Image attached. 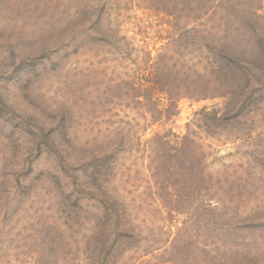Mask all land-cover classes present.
Here are the masks:
<instances>
[{
	"label": "rangeland",
	"instance_id": "obj_1",
	"mask_svg": "<svg viewBox=\"0 0 264 264\" xmlns=\"http://www.w3.org/2000/svg\"><path fill=\"white\" fill-rule=\"evenodd\" d=\"M173 4L0 0L2 264L5 253H34L37 264H90L88 223H109L122 207L142 222L139 235L151 230L159 243L168 234L196 240L186 254L172 250L174 258L186 257L177 264H264V77L241 92L243 113L225 120L218 136L195 139L205 171L199 191L180 190L162 164L149 169L147 140L166 134L177 145L195 113L227 103L181 99L165 119L153 114L154 107L148 111L152 105L137 97L142 93L132 92L136 79L147 75L146 55L154 59L175 40L174 25H192L190 19L175 22L168 13ZM203 4L204 10L214 5L217 13L226 7L247 17L255 35L264 36V0ZM220 21L202 28L213 30ZM255 42L242 49L260 54L264 43ZM160 103L164 110L165 98ZM174 161L166 157L167 166ZM208 205L217 214L212 233ZM161 253L152 254V264H170L171 254ZM139 256L127 251L121 259L132 264Z\"/></svg>",
	"mask_w": 264,
	"mask_h": 264
},
{
	"label": "trees",
	"instance_id": "obj_2",
	"mask_svg": "<svg viewBox=\"0 0 264 264\" xmlns=\"http://www.w3.org/2000/svg\"><path fill=\"white\" fill-rule=\"evenodd\" d=\"M173 1L174 10L168 13L174 15L175 22L190 19L192 25L190 27L183 24L174 25L177 32L175 40L169 45H162L154 59L150 58L149 54L146 55L147 75L136 79L137 83L132 87V92L142 93L137 97H143L147 105H152L148 111L154 107L153 114L165 119L169 118L181 99L224 98L227 101L225 102L226 107L223 106L222 109L202 108L195 113L191 125L187 127L186 134L177 145L171 146L166 134H156L145 142L147 147L145 146L143 151L149 153L153 159V164L149 165L151 171L152 168L156 171L164 166L165 175L173 176L174 185H178L180 190L190 188L197 192L199 191L197 188H201L205 181V171L201 163L203 149L197 142L195 143V139L202 133L211 138L218 136L225 125V120H235L243 113V104L242 101H238V97L241 92L247 90V87L253 90L252 87L260 84L264 77V47L260 54H257V50L253 52L249 49H242V47L244 45L255 46V37L264 43V36L255 35V30L251 27V22L247 17H239L226 7L217 8L221 11L217 13L214 5L204 10L203 0ZM221 1L216 0L217 5ZM252 16L257 19L254 13ZM218 18L221 21L217 27L213 26L215 31L202 28L203 25L206 24L207 27ZM243 31H247V35L244 36ZM157 94L161 97H157ZM162 97L167 103L164 110H160ZM186 154L190 157L185 162ZM167 156L170 160H175L172 167L166 164ZM158 158L161 159L159 163ZM165 167L168 169L165 170ZM170 170L174 173H169ZM207 176L211 182L213 177L209 174ZM87 207L84 205V208ZM82 208V205L78 207L79 210ZM178 213L177 211L176 214ZM207 214L211 215L208 230L212 233L218 227L214 205H208ZM130 216L129 211L122 207L118 213L111 216L109 223H105V219L100 224L88 223L85 231L89 235L86 234L85 244L93 249L89 259L90 264H121L123 253L127 251H133V254L139 252L140 256L137 258L139 261L133 260L132 264H152L151 261L154 259L152 254L154 255L157 250L163 251L160 255L170 253L167 262L177 264L178 260L186 258L183 254L190 252L189 246L196 242V240L192 241L193 237H182L179 241L177 234L171 238L168 234L159 243L150 235L151 230L139 235L142 231L137 230L142 222L132 220ZM177 248L182 250L183 254L174 258L172 250ZM39 255L46 254L43 251ZM48 255L50 258L53 257ZM33 256L34 253L25 254L23 257L19 253H5L4 258L1 257L4 264H23L24 258H29L31 262L37 264L33 261ZM48 262L45 261V263ZM0 263L2 264L1 261ZM181 263H186V261L182 260Z\"/></svg>",
	"mask_w": 264,
	"mask_h": 264
}]
</instances>
